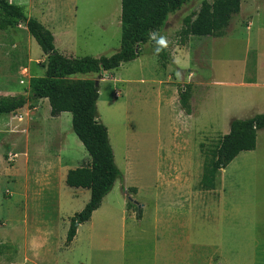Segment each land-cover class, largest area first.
<instances>
[{
	"label": "rangeland",
	"instance_id": "1",
	"mask_svg": "<svg viewBox=\"0 0 264 264\" xmlns=\"http://www.w3.org/2000/svg\"><path fill=\"white\" fill-rule=\"evenodd\" d=\"M203 1L212 0H191L180 11L170 15L160 31L161 38L171 52L172 65H166L153 56V43L149 42L142 47L137 60L116 70L120 83L115 86L112 82L101 84V88L111 98L115 87L121 90V96L115 98L113 109L116 110L110 111L101 105L100 112L109 121H113L112 117L115 116L127 119L130 146L127 173L140 189V194L134 199L137 202L134 209L142 210L144 217L142 222L135 223V236L130 228L131 220L127 222V228L120 229V233L114 232V247L119 252L112 253L123 264H150L152 257L150 251L154 244L153 219L156 208L154 200L165 170L164 158L169 148L182 140L180 135L178 138L176 136L178 122L171 108H167V101L172 102L175 110L184 113L180 92L184 86L192 85L194 105L191 121L199 128L195 132L194 147L190 151L189 146L187 151H179L181 149L175 147L171 149L173 153L166 172L169 182L187 180L192 174L193 178L197 174L201 177L205 156L200 144L214 145L223 136L221 131H224L228 117L245 119L264 113V0H242L241 12L232 21L227 36L189 37L185 41L181 35L184 18L197 12ZM65 2L70 4L74 0ZM75 2L78 6L75 38L80 47L77 55L95 58L102 52L101 55L107 57L115 54L122 40V29L118 24L121 20V0ZM13 29L0 30V48L15 53L11 59H0V86L10 82L18 85L20 77L14 71L15 67L18 63L27 66L29 57L34 60L33 67L31 71H24L23 79L39 77L42 73L41 55L45 54L41 47L34 38L31 46L28 37L22 33L18 34L14 43L9 42ZM173 54L177 55V66ZM94 76L79 74L72 78L92 79ZM24 83L21 81V84ZM23 94L28 96L30 92L25 91ZM8 97L4 95L0 100ZM43 113L35 109L31 101L15 114H0V264H56L55 258L63 249L58 251L57 246L62 219L59 218L61 212L59 214L55 195L64 172L58 157L61 141L52 127H37V122L48 117ZM69 129L74 134L72 123ZM39 131H42V137L37 134ZM34 136L32 148L27 150L28 139L30 137L31 141ZM79 142L77 138L71 140V137H65L66 161L83 165L91 157ZM190 153L193 155L192 174L185 166V159L190 157ZM116 164L123 173L122 166H125L122 161L118 159ZM118 181L120 187L122 181ZM51 184L56 187V191H52ZM64 186L67 188L64 191L67 196L66 213L72 210L74 213L81 212L84 208L78 209L84 200V193L73 198L66 183ZM255 188L263 191V184L259 185L257 180ZM182 191L184 189H181L180 195ZM251 193L258 197V193ZM173 197L179 201L178 193H174ZM174 211L180 216L184 214L183 210ZM41 213L44 217L39 219ZM38 221L56 225V233H53L55 244L48 251L34 250L27 242V234L31 232L37 231L36 236H40L39 229L34 225ZM81 258L74 257L70 264H81L84 261ZM208 264H211L210 256Z\"/></svg>",
	"mask_w": 264,
	"mask_h": 264
},
{
	"label": "crops",
	"instance_id": "2",
	"mask_svg": "<svg viewBox=\"0 0 264 264\" xmlns=\"http://www.w3.org/2000/svg\"><path fill=\"white\" fill-rule=\"evenodd\" d=\"M65 1L8 0L10 4L22 6L29 17L36 18L53 32L55 45L60 53L67 57L77 58L79 57L77 53L80 49L75 38L77 34L75 18L77 17L78 6L75 0L70 4H67ZM122 15L123 3L121 0V20L118 23L121 25V29L123 26ZM21 33L28 37L29 43L32 46L33 38L29 34L25 24H21L12 30L11 35L13 36L9 38V42L16 41L18 34ZM101 54L103 52L95 58L102 57L103 55ZM12 55H15V53L11 54L0 48V59L1 57L11 59ZM152 55L161 59L157 54L152 53ZM41 56L43 65L41 66L42 73L40 76H43L46 73L48 58L43 54ZM173 56H175L174 63L177 66V55L173 54ZM33 61L29 57L27 66L25 63H18L14 71L20 77L19 84L10 82L0 86V98L8 95V99H11L22 95L25 91L29 93L31 78L24 80L22 75L26 70L31 71ZM126 64L123 63L121 67ZM178 69L180 70L181 68ZM116 72V70L104 72L102 73L103 78L98 79L100 89L97 107L100 120L108 128L115 161L117 163L118 159H120L125 166H122L124 180L120 183V187L118 186L119 181L115 183L113 190L104 198L101 207L93 212L89 221L78 225L77 234L68 247H65L67 238L65 232L67 229L68 233L70 220L78 212L75 211L74 213V210H72L66 213L67 200L65 197L67 196L64 191L67 188L64 186V183H66L68 171L80 167L82 164H72V162L66 161L65 137L69 136L71 140L78 139V137L74 132V134L70 133L69 127L72 123V115L69 116L68 113H62L57 117H52L48 99L33 101L34 108L40 112L43 111L48 116L44 117V120L41 119L37 122V127H52L61 141L58 157L61 169L64 172L61 176L63 180L58 186L59 188H57L55 195L57 209L59 214L61 212L62 215H59V218L62 219V224H60V237L57 246L58 251H60V248L63 249L55 258L56 264H70L71 260L76 256L83 257L81 260L84 261L81 264H123L118 259V256L112 253V251L115 253L119 252L114 247L116 238L114 232L120 233V229L127 228V222L131 220L132 224L130 228L132 229V235L135 236V225L144 219L142 217L141 220H138L136 210L129 208L128 197L124 190V188L127 190L128 188L136 187L135 183L129 179L127 173V154L130 147L127 136V119L122 120V118L115 116V118L112 117L113 121H109L100 112L101 105L105 106L107 110H116L115 108L113 109V106L116 103L115 98L117 99L121 96V90L115 87L113 98H111L101 88L103 82H112L114 86L116 83H120V78L117 77ZM92 79H96V76ZM21 81H25V83L21 84ZM21 86H24V88ZM115 94L118 96L116 97ZM192 105H194V98H192ZM168 107L174 112V117L178 122L179 128L176 130V136L178 138L180 135L182 140L174 143L169 148L166 158H164L166 160L165 170L158 183L160 185L157 188L158 193L154 200V205L156 206L153 219L154 244L150 251L152 254L150 264H208L209 256L211 264H264V129L257 134L256 149L241 152L225 169L219 171L216 189L207 191L201 189L200 182L197 183L202 175L199 177L198 174H195L196 177H192L194 168L192 164L193 155L191 153L190 157L185 159L187 160L185 166L189 169V173L191 172L192 176L187 180L185 179V182H169L167 178L168 162L173 153L171 149L175 147L181 149H178L179 151H187L186 148L189 146L190 151L192 146L194 147L195 132L199 130L196 123L193 124L191 121L192 115H187L184 112L186 116L183 111L175 110V106L170 101H167ZM233 119L240 118L228 117L225 120L224 131H221L222 135L229 133L230 123ZM44 121L46 124H43ZM37 134L39 137H42V131L37 132ZM35 137H31V141L29 137L27 150L32 148L33 144L31 143H33ZM123 142L125 143L122 149ZM79 145L83 146L81 141ZM257 180L259 185L263 184V191L256 190ZM118 188L119 190L117 191ZM136 188L137 193H130V198L133 201L140 194V189ZM51 189L52 191H56V187L52 184ZM69 189L73 198H78L81 193H84V200L78 210L83 209L90 200V190L70 187ZM181 189H184V191L180 195ZM82 190L85 191L82 192ZM251 192L258 193V197ZM174 193L179 194V197H177L178 202L173 197ZM180 200H183V202L181 203ZM140 207L141 209L144 208V206ZM174 210H183L184 214L180 216ZM64 214H66L65 218L63 217ZM42 217L44 215L41 213L38 218L42 219ZM34 225L37 227V230L39 229L40 236H36L37 231L27 234L29 235L27 242H29L30 247L39 251H48L50 248H53L55 244L53 233L55 234L57 230L55 223L48 225L38 221Z\"/></svg>",
	"mask_w": 264,
	"mask_h": 264
},
{
	"label": "trees",
	"instance_id": "3",
	"mask_svg": "<svg viewBox=\"0 0 264 264\" xmlns=\"http://www.w3.org/2000/svg\"><path fill=\"white\" fill-rule=\"evenodd\" d=\"M190 1L122 0L123 35L120 49L110 57L74 58L60 53L53 32L36 18L29 17L22 6L0 0V30L25 24L48 58L45 75L30 79V95L0 100V114H15L31 101L48 99L52 117L62 113L72 115L73 132L91 157L89 162L69 170L66 177L68 187L90 190L91 197L84 209L71 218L65 247L73 242L78 225L89 221L115 183L124 180V174L115 161L108 128L99 117L97 103L100 88L96 80L103 78L102 70H117L123 63L135 61L141 55L142 47L149 42L153 43L154 53L166 65H172L171 52L161 38L160 31L170 15L180 11ZM241 7L242 0L203 1L197 12L184 18L182 38L186 41L189 37L227 36ZM79 74H94L96 79L72 78ZM192 97V85L184 86L180 92V104L187 115L193 114ZM263 129L264 113L247 119H233L229 133L221 136L214 145L201 143L200 149L205 156L201 189L215 190L219 171L225 169L241 152L255 150L257 134ZM124 190L129 198V208H135L137 203L130 198V193H137V188ZM136 212L137 219H141L142 210L136 209Z\"/></svg>",
	"mask_w": 264,
	"mask_h": 264
},
{
	"label": "water",
	"instance_id": "4",
	"mask_svg": "<svg viewBox=\"0 0 264 264\" xmlns=\"http://www.w3.org/2000/svg\"><path fill=\"white\" fill-rule=\"evenodd\" d=\"M102 73H104L103 70H102ZM96 85H99V80H96Z\"/></svg>",
	"mask_w": 264,
	"mask_h": 264
},
{
	"label": "built area",
	"instance_id": "5",
	"mask_svg": "<svg viewBox=\"0 0 264 264\" xmlns=\"http://www.w3.org/2000/svg\"><path fill=\"white\" fill-rule=\"evenodd\" d=\"M115 96L117 97L118 95H117V94H115ZM21 119H22V117H21Z\"/></svg>",
	"mask_w": 264,
	"mask_h": 264
},
{
	"label": "clouds",
	"instance_id": "6",
	"mask_svg": "<svg viewBox=\"0 0 264 264\" xmlns=\"http://www.w3.org/2000/svg\"><path fill=\"white\" fill-rule=\"evenodd\" d=\"M161 42H163V41H161Z\"/></svg>",
	"mask_w": 264,
	"mask_h": 264
}]
</instances>
